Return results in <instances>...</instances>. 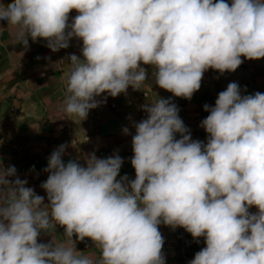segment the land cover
Returning a JSON list of instances; mask_svg holds the SVG:
<instances>
[{"label": "clouds", "instance_id": "9594fccd", "mask_svg": "<svg viewBox=\"0 0 264 264\" xmlns=\"http://www.w3.org/2000/svg\"><path fill=\"white\" fill-rule=\"evenodd\" d=\"M0 22L25 51L30 40L52 52L82 42L60 61L64 119L140 91L149 68L172 94L142 104L144 118L131 123L134 179L120 175L118 151L65 161L61 144L42 170L45 197L0 159V264H166L161 225L203 239L188 264H264V93L230 82L203 106L206 142L172 99L191 100L209 69L264 59V0H0ZM86 241L98 256L77 249Z\"/></svg>", "mask_w": 264, "mask_h": 264}, {"label": "crops", "instance_id": "0c3cea01", "mask_svg": "<svg viewBox=\"0 0 264 264\" xmlns=\"http://www.w3.org/2000/svg\"><path fill=\"white\" fill-rule=\"evenodd\" d=\"M4 2L9 3L10 0ZM76 14L73 11L70 17ZM0 24L7 26L6 22ZM81 43L74 39L69 48L52 52L45 46V41L33 43L30 40V47L25 51L14 42L8 28L0 29V159L5 165H15L20 177L27 178L28 186L45 197L40 184L47 179V173L42 170L47 166V157L61 144L69 145L63 157L65 161L81 153L95 151L98 157H107L118 151L124 158L120 175L127 174L134 179L135 171L130 158L133 155L131 138L135 129L131 123L145 116L139 110V105L154 103L157 95L164 98L172 96L155 86L153 69L149 68L148 79L140 91L129 87L127 94L107 97L106 102L90 110L83 121L79 117L64 119L61 108L66 94L65 72L68 65L60 61L70 53L79 55ZM230 82L239 85L245 82L264 93V59H245L235 72H225L223 75L209 69L203 76L201 88L191 100L172 97L180 109L179 116L190 129L194 140L206 142L207 139L206 132L200 127L206 117L203 101L207 99L214 106L218 93L225 90ZM143 92L147 96H143ZM124 127H129L131 135L123 134ZM73 140L74 147L71 146ZM250 211L255 212L256 209ZM160 231L165 240L163 253L166 264H188L193 257L181 247L179 228L172 230L161 225ZM62 233L63 228L57 227V242L67 239L59 235ZM49 239L42 234L40 242ZM76 246L85 255H99V250L92 247L90 241L78 242Z\"/></svg>", "mask_w": 264, "mask_h": 264}, {"label": "built area", "instance_id": "2783aa9c", "mask_svg": "<svg viewBox=\"0 0 264 264\" xmlns=\"http://www.w3.org/2000/svg\"><path fill=\"white\" fill-rule=\"evenodd\" d=\"M240 86H241L242 90L246 87L248 94H253V93L257 92V90L254 87H252L251 85H249V84H247L245 82L241 83ZM142 94H143V96H147L146 92H143ZM205 104H208V105L212 106L211 101H209L207 99L203 101V105L202 106H204ZM140 106L141 105H139V110H140ZM203 111H204V108H203ZM204 112H205V114L207 116L208 112H206V111H204ZM179 231H180V235H181V239H180L181 247L184 250H187L191 254V256L194 257V254L196 252H198L202 247L205 246L203 239L201 238L200 242L197 243V242H195L193 240L191 235L189 233H187L184 229L179 228Z\"/></svg>", "mask_w": 264, "mask_h": 264}]
</instances>
